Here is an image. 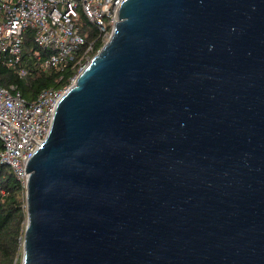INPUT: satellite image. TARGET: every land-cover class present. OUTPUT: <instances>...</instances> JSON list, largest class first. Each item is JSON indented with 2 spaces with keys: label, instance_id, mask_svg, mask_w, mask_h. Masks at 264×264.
<instances>
[{
  "label": "water",
  "instance_id": "obj_1",
  "mask_svg": "<svg viewBox=\"0 0 264 264\" xmlns=\"http://www.w3.org/2000/svg\"><path fill=\"white\" fill-rule=\"evenodd\" d=\"M27 171L21 264H264V0H124Z\"/></svg>",
  "mask_w": 264,
  "mask_h": 264
},
{
  "label": "built area",
  "instance_id": "obj_2",
  "mask_svg": "<svg viewBox=\"0 0 264 264\" xmlns=\"http://www.w3.org/2000/svg\"><path fill=\"white\" fill-rule=\"evenodd\" d=\"M123 1L0 0V56L7 64H19L31 33L34 61L41 70L62 71L73 63L80 73L94 56L96 43L109 40ZM82 15L96 27V38L81 31ZM70 85L44 88L27 102L15 85L0 83V163L11 167L24 186L28 160L48 134L55 107Z\"/></svg>",
  "mask_w": 264,
  "mask_h": 264
},
{
  "label": "trees",
  "instance_id": "obj_3",
  "mask_svg": "<svg viewBox=\"0 0 264 264\" xmlns=\"http://www.w3.org/2000/svg\"><path fill=\"white\" fill-rule=\"evenodd\" d=\"M81 31L88 39L97 37V29L82 15ZM96 43L93 55L102 47ZM36 48L32 34L25 38L22 60L19 64H7L0 56V83L5 87L15 85L27 102L36 100L39 92L47 87L62 88L71 84L72 77L79 72L73 63L62 71L45 72L35 63ZM25 74H21V68ZM27 223L25 186L11 167L0 163V264H21L23 238Z\"/></svg>",
  "mask_w": 264,
  "mask_h": 264
},
{
  "label": "rangeland",
  "instance_id": "obj_4",
  "mask_svg": "<svg viewBox=\"0 0 264 264\" xmlns=\"http://www.w3.org/2000/svg\"><path fill=\"white\" fill-rule=\"evenodd\" d=\"M106 23H108V20L106 19Z\"/></svg>",
  "mask_w": 264,
  "mask_h": 264
}]
</instances>
